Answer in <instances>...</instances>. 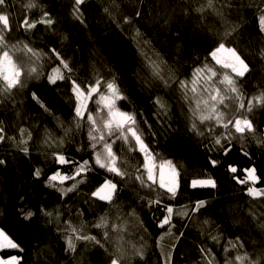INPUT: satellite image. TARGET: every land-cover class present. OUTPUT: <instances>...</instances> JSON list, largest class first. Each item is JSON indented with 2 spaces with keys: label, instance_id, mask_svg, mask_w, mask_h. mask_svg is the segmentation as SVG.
I'll list each match as a JSON object with an SVG mask.
<instances>
[{
  "label": "trees",
  "instance_id": "obj_1",
  "mask_svg": "<svg viewBox=\"0 0 264 264\" xmlns=\"http://www.w3.org/2000/svg\"><path fill=\"white\" fill-rule=\"evenodd\" d=\"M27 2L9 0L7 10L14 28L8 40L11 44L28 43L45 55L38 62L40 78L28 79L26 87L15 91L14 100L0 101V121L7 136L18 141L21 128L32 135L27 144L28 154L21 152L12 140L0 143V160L5 161L0 164V229L19 245L18 249H0V256H17L19 264H110V253L118 242L131 264H165L169 252L172 264H207L200 251L202 247L210 250L215 264H224L226 257L231 259L243 253L264 264V229L259 227L264 224V198L249 196L250 184L233 179L234 175L243 178L244 169L255 167L260 179L254 187L264 188V146L255 137L246 135L244 140L233 138L226 144L230 151L225 155L214 144V137L224 129L210 133L207 126L201 125L204 135L192 131L188 106L178 86L165 87L161 81L152 79L141 56L142 44L137 43L141 38L149 41L144 48L149 55L152 51L159 53L176 78L189 79L194 68L205 62L214 64L208 53L226 30L237 26V31L225 42L230 41L249 62L251 71L238 80L247 104L248 99L264 90V59L258 54L264 48V35L259 33L254 9L247 6L251 0H230L235 7L225 8L223 16L194 11L202 0H115V3L86 0L81 6L84 23L72 15L73 0H39L42 10L50 13L55 23L51 27L38 24L25 32L16 27L19 21L25 15L37 19L42 11L28 10ZM106 7L111 15L104 11ZM125 17L129 22H125ZM53 49L68 62L70 73L60 65ZM18 58L23 59V55ZM54 67H60L66 78L52 84L47 75ZM97 74L105 79H111L112 75L118 78L127 97L118 106L135 113L145 143L156 154V163L163 159L176 165L180 186L175 198L164 194L165 190L158 186L149 191L137 181H121L94 166L88 124L82 122L76 127L72 81L84 87L94 82ZM33 93L49 111L41 108ZM158 97L167 105L166 114L155 103ZM95 99L89 102L94 113ZM248 118L256 135L264 136V107H254ZM65 128H71L67 136ZM48 133L55 141H63L59 147L55 142L52 147L45 143ZM24 138L27 139V133ZM120 148L117 141L114 150L124 155ZM53 152L62 153L76 163L58 164ZM212 159L219 161L217 166H212ZM84 160L92 162L93 170L77 178L84 183L76 191L62 195L58 190L70 187L75 182L72 180L63 185L55 182L56 188L48 186L50 175L56 171L72 175L76 164ZM129 160L135 166L142 164L143 156L133 152ZM230 164L238 168L236 174L228 170ZM37 169L42 173L39 178L34 175ZM106 177L118 182L114 205L90 196ZM207 178L215 180L217 187L191 186L192 180ZM149 199H160L161 203L150 206ZM198 201H204V206L193 211ZM166 206L174 209L170 235L165 234L167 226L163 229L158 226L166 214ZM28 212L34 213L31 221L24 219ZM133 212L135 217L131 215ZM102 216L109 223V241L103 239L104 229L91 227ZM22 222H32L33 228L17 230ZM65 222L73 226L86 224V231L97 236L104 247L74 239L76 249L69 251L66 237L71 233L66 231ZM122 223L125 231H111L112 224ZM121 235L123 239H119ZM211 236L218 240L213 241ZM237 237L244 247L239 253L234 249L225 253L228 242ZM137 249L143 250L142 259L134 254Z\"/></svg>",
  "mask_w": 264,
  "mask_h": 264
},
{
  "label": "snow or ice",
  "instance_id": "obj_2",
  "mask_svg": "<svg viewBox=\"0 0 264 264\" xmlns=\"http://www.w3.org/2000/svg\"><path fill=\"white\" fill-rule=\"evenodd\" d=\"M85 2L86 0H73L72 15L81 23L85 22L81 10V6ZM113 3H115V0H113ZM8 4L9 0H0V101L14 100L15 91L26 87L28 79L40 78L42 73L38 62L45 55L31 47L28 43L18 42L17 44H11L9 42L8 36L13 31L14 25L11 14L7 10ZM247 6L254 9L259 33L264 35V0H251ZM233 7L235 5L230 0H202V3L194 11L201 15L206 12H212L217 16H223L225 8L232 9ZM26 8L28 10L40 8L42 10L43 6L39 3V0H28ZM104 11L111 15L109 8L106 7ZM136 15L139 16L140 12L137 11ZM125 22H129L128 17H125ZM54 23L55 21L51 17V14L42 10L40 17L37 19H31L25 15L16 27L27 32L38 24L51 27ZM236 31L237 26H234L223 33V37L208 53L211 60L215 63L210 64L205 62L202 66L194 68L191 79L176 78L175 73L167 67L166 62L159 53L152 51V54L149 55V52L144 50L150 44L149 41L142 40V38L137 40L138 44H142L141 56L144 66L148 69L152 79L161 81L165 87H171L172 84L178 86L183 99L189 105L188 111L190 114L189 118L192 121V131L198 135H204V132L200 130L201 125L207 126V130L210 133L214 132L217 128L224 129V132L214 137V144L220 146L225 155L230 151L226 147V144H229L233 138L244 140L246 135H250L255 137L257 142L264 146V136L256 135L255 126L252 120L248 118V114L253 111L254 107H264V90L248 99L247 104L245 103L244 93L239 87L238 80L245 78L251 71V68L249 62L246 61L240 51L236 47L231 46L230 41L228 43L225 42ZM137 37H140L139 32H137ZM52 51L55 53L60 65L70 73L71 68L68 62L63 60L54 49ZM21 54L23 55V59L18 58ZM258 54L261 59H264V48H261ZM216 66H219V68ZM65 78L66 76L61 72L60 67L52 68L51 73L47 75L48 82L52 84H55L57 80H64ZM67 78L70 79V77ZM117 81L118 78L115 75H112L111 79H105L99 74H97L94 82L84 87L76 83V81H72V92L76 100L74 108L76 127L79 128L82 122L88 124V138L90 147L93 150L94 166L105 170L114 177H119L121 181H137L142 188H148L149 191H155L158 186L159 189L165 190L164 194H170L171 198H175L177 189L180 186V173L176 165L170 160L162 159L159 164L156 163V154L145 143L143 134L138 127L135 113L124 111L118 106V102L126 100L127 97ZM32 96L34 100L40 103L41 108L49 111L36 93H33ZM93 97H96L95 104L97 108L95 113L89 109V102L93 100ZM155 103L164 114L167 113V105L161 98L158 97ZM61 126H63L62 122ZM64 131L65 136H67L71 128H65ZM19 132L20 139L18 141L16 137H8L3 127V122L0 121V143L6 139L12 140L21 152L28 154L29 148L27 144L32 139L31 132L24 128L19 129ZM25 133H27V139L24 138ZM47 136L48 139L45 140V143L49 147L53 146V142H55L56 147H59V144L63 142L62 140L55 141L51 133H48ZM117 141L121 143L120 153L124 155L118 154L114 150V145H116ZM133 152H138L143 156L142 164L134 166L130 163L129 155ZM52 154L55 156L58 164L76 163L70 161L62 153L53 152ZM244 155L247 156L248 153L244 152ZM3 163L5 161L0 160V164ZM218 163L219 161L215 159L211 160L213 167L217 166ZM92 170V162L84 160L76 164L72 175L63 174L60 171H56L50 175L48 177V186L56 188L57 183L55 182L63 185L66 181H75L70 187L58 189L62 192V195H67L76 191L79 185L84 183V180H78L77 178L86 175ZM228 170L233 174L239 171L236 166L231 164L228 166ZM243 171L246 173L243 178L234 175L233 179L240 184H250L247 188L249 196L254 199L264 198V188L254 187L260 179L256 174V168H247ZM41 174V170L39 169L34 172V175L38 178ZM191 186L193 188H216L217 183L211 178L194 179L191 182ZM118 191V182L106 177L103 183L90 193V196L114 205ZM157 195L162 194L157 193ZM160 203V199L148 200L150 206L159 205ZM204 203V201H198L193 206V211L199 210V208L204 206ZM165 212L166 214L160 219L158 226L162 229L167 226L165 234L170 235L174 227L172 224L174 209L166 206ZM176 214L188 215L187 212H178ZM46 215L51 216L52 213H46ZM131 215L135 217V212L131 213ZM33 216L34 213L28 212L24 219L31 221ZM65 223L67 224L66 231L71 233V235L66 237L69 251H75L76 249L74 239L104 247V243L97 236L86 231V224L82 223L79 226H73L70 222ZM205 223L207 224L208 222L205 221ZM91 227L104 229L103 239L104 241H109V223L106 217H100ZM259 227L264 229V224H260ZM32 228V222H22L20 225H17V230L23 229L26 231ZM111 231L122 233L125 231V226L123 223L120 225L112 224ZM180 235L182 236L183 233ZM163 238L164 236L162 235L160 239L163 240ZM210 238L213 241L218 240L216 236H211ZM119 239H123L122 235ZM228 245V247L224 248L225 253L229 252L230 249L237 250L239 253V249L244 247L239 237L235 241H229ZM18 248L19 245L14 242L9 234L0 229V249ZM200 251L207 264H215L214 258H210V250L202 247ZM134 254L141 259L143 258L142 249H137ZM110 255V264H131V259L118 242L115 246V251L110 253ZM19 259L17 256L0 257V264H19ZM165 264H172L171 252L167 254ZM224 264H260V261H253L248 253H243L237 254L231 259L226 257Z\"/></svg>",
  "mask_w": 264,
  "mask_h": 264
},
{
  "label": "rangeland",
  "instance_id": "obj_3",
  "mask_svg": "<svg viewBox=\"0 0 264 264\" xmlns=\"http://www.w3.org/2000/svg\"><path fill=\"white\" fill-rule=\"evenodd\" d=\"M215 63V62H214ZM217 68H219V66H216ZM192 77V76H191ZM191 77L189 78V79H191ZM77 83V82H76ZM73 93V92H72ZM73 95H74V93H73ZM74 98H75V96H74ZM183 98V97H182ZM187 103V102H186ZM75 104H76V100H75ZM187 106H188V108H189V105H188V103H187ZM157 164H159V163H157ZM156 172H157V180L159 179V175H158V169L156 170ZM192 182V181H191Z\"/></svg>",
  "mask_w": 264,
  "mask_h": 264
},
{
  "label": "crops",
  "instance_id": "obj_4",
  "mask_svg": "<svg viewBox=\"0 0 264 264\" xmlns=\"http://www.w3.org/2000/svg\"><path fill=\"white\" fill-rule=\"evenodd\" d=\"M1 257V256H0Z\"/></svg>",
  "mask_w": 264,
  "mask_h": 264
}]
</instances>
